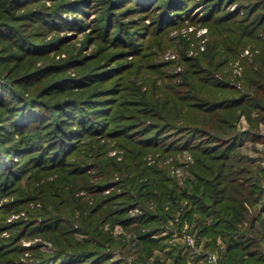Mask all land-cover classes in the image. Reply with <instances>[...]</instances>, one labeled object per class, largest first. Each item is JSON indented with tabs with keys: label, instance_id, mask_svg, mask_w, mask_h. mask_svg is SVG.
Here are the masks:
<instances>
[{
	"label": "rangeland",
	"instance_id": "1",
	"mask_svg": "<svg viewBox=\"0 0 264 264\" xmlns=\"http://www.w3.org/2000/svg\"><path fill=\"white\" fill-rule=\"evenodd\" d=\"M42 1L48 6L76 4L77 9L71 12L62 10L60 14L63 21L57 19L54 29H40L43 33L41 40L50 42V45L45 48L44 56H41L46 61L39 59L34 67L57 66L60 71L58 74H64L69 84L74 86H82V80L88 76L87 87L76 89V94L86 95L88 92L95 98L113 101V105L111 103L108 106L114 113L110 114L111 118L116 115L114 120L118 125L115 128L129 126L126 130H133L127 131V135L133 141L125 143L127 140L123 142L121 138H114L113 127L105 131L106 137L87 139L81 153L71 157V160L87 162L84 165L88 166L87 172L81 175L78 183L67 172L69 176L65 181V171L59 168L28 170L14 185V190H8L4 196H0V245H3L0 264H33L55 254L59 247L49 236H43L42 232L31 233L35 227H41L43 220H51L53 217L67 221V225L60 223L66 226L61 228L62 232L71 228L70 236L88 248L94 249L96 242L88 229L94 218H97L95 224L100 230L124 244L122 247L120 243L112 248L107 247L104 254L108 258L99 264H224V238L202 237L199 233L201 224H210L211 219L202 221L197 210L189 217L191 222L181 219L190 208L197 209L192 199L200 194L190 188L191 185H200L199 177L193 172L194 168L196 170V163H200V154L189 149L170 152L165 147L166 144L158 147L139 144L138 141L144 140L140 139L144 135L136 133L140 130L137 120L150 124L162 117L165 119V115L156 111L158 109L152 101L163 99L172 88L182 92L184 98H193L190 102L198 103V93L191 94L194 91H189V86L185 83L186 73H193L196 89H203L205 96L211 100L230 98L238 91L250 93L251 89L246 86L245 81L250 75V67H255L256 57L264 46V20L258 23L255 15L256 11H262L264 7L258 4L255 8L252 7L254 11L250 14L251 20L247 21L245 16L251 11L248 5L252 0H224L222 15L219 13L212 19L211 8L217 0H175L170 9L173 18L159 17L161 4L157 2L152 5L153 0L118 1L112 8L106 7L107 0H66L67 3L64 0ZM109 13L111 23L108 33H104L106 25H101L100 28V21ZM228 15L236 17L227 21L223 19ZM242 28L244 34L248 35V38L244 36L246 45L240 48L226 44L232 42L229 39L233 37L230 30L239 32ZM129 40L133 43L129 44ZM227 47L228 50L233 48V54L226 52ZM38 84L41 85L37 82L32 86ZM239 113L238 111L234 122V131L239 134L238 148L231 154L236 159L243 156L240 165L251 169L253 180L258 178L264 189V175L260 172L264 170V111L253 110L250 114L252 121L248 115ZM251 124H254L259 135L255 141L244 135V132L251 130ZM205 137L207 136H203L202 140ZM123 138L126 139L125 136ZM209 138L206 140H210ZM197 139L196 142L199 143L200 133ZM216 144L218 141L214 138L204 142L203 146L209 148ZM100 145L102 148L105 146L103 154L100 152L102 148L97 149ZM140 147L145 150L140 158L141 166L137 167L135 164L130 170L118 171L112 177L103 174L111 170H107V166H101V160L115 158L116 162H124V159L128 162L126 155L133 157ZM197 151H200V143ZM217 152L219 153L218 149ZM12 158L19 163L21 157L13 154ZM146 168L154 171L153 175ZM152 179L157 183L165 181L168 187L172 186V193L167 195L166 192V195L177 201H166L162 213H159L162 216L165 214L166 219L158 220L162 229L154 236L164 239L158 245L168 243L172 246L153 247L152 255L143 261L138 256L141 243L133 225L100 221L101 214H91L89 210L102 199L127 191L136 203L129 211L130 216L142 212L157 214L162 203L157 198H148L146 189L134 191L142 183H148L151 187L149 191H154ZM132 180L133 183L130 184ZM62 181L67 185L65 189L72 186L78 189L72 195L66 193L63 199L54 192L46 193L49 185ZM102 185L105 187L101 188ZM37 187L45 192L35 194ZM29 197L33 199L30 200ZM261 206L263 201L257 208L250 207L251 214L260 212ZM116 207L117 205H113L111 209L115 210ZM104 208L107 210V207ZM260 218L261 223H256V226L260 230V246L264 252V212ZM178 244L186 248L180 258H176L173 253L174 246ZM169 251L172 253H167ZM95 254L98 256L103 253ZM61 262L63 261L59 260L57 264H63Z\"/></svg>",
	"mask_w": 264,
	"mask_h": 264
},
{
	"label": "trees",
	"instance_id": "2",
	"mask_svg": "<svg viewBox=\"0 0 264 264\" xmlns=\"http://www.w3.org/2000/svg\"><path fill=\"white\" fill-rule=\"evenodd\" d=\"M64 1L66 2V0ZM118 1L121 3L124 0H107L106 7H115L114 3H119ZM157 2L161 4L159 17L171 16L173 18L170 9L175 0H153L151 3L153 5ZM263 3L264 0H252L248 5L251 11L247 13L245 19L251 20L250 14L254 11L252 7L257 4L264 7ZM125 4L128 3L125 2ZM62 5L48 6L42 0H0L1 197L8 190H14V185L28 170L33 168L36 171L59 168L64 170L65 174L66 172L70 174V177H73L78 183L81 175L87 172L88 166H84L87 162L71 160V157L73 158L83 150L87 139L97 136H100L98 139L106 137L105 131H109L111 127L114 129V138H121L123 142L127 140L125 143L133 141L127 135V131L133 130H130L131 128L126 130L129 126L115 128L118 125L114 120L116 115L111 118L110 114L114 113L108 106L111 103L113 105V101L105 100L106 98L102 97L95 98L88 92L86 95L76 94L78 93L76 89L87 87L88 76L82 80V86H74L69 84L70 82L64 74H58L60 71L57 66L54 68H50L51 66L34 67L39 59L46 61L41 56H44L45 48L50 45V42L41 40L43 33L40 32V29H54L57 19L63 21L60 14L62 10L66 9L71 12L74 11L73 9H77L75 8L76 4ZM223 6L224 0H217L214 3L211 8V19L219 13L222 15ZM261 12H264V9L256 11L255 18L258 23L264 20V13L261 14ZM110 15L109 13L101 18L100 28L106 25L103 29L104 33L109 31ZM234 17L236 16L228 15L223 19L227 21ZM230 33L233 34V37L229 38L232 42L226 44L230 47L240 46V48L246 45L244 36L248 38V35L244 34V28L239 32L230 30ZM132 40L134 39L132 38ZM223 41L228 42L227 39H223ZM128 43L132 44L133 42L129 40ZM218 44L220 45L219 42ZM224 46L225 44H223ZM232 50L233 48L228 50L227 47L226 52L231 55L233 54ZM255 62V67H250V75L245 81L246 86L251 89L248 94L238 91L230 98L208 99L203 89H196V79L193 73H186L185 83L189 86V91H194L191 94L198 93V103L190 102L193 98H184L182 92L174 91L175 88H172L163 99L152 101V104L158 109L156 111L165 115V119L162 117L150 124L143 120H137L140 130L136 133L144 135L143 138H140L144 140L138 141L139 144L155 147L166 144L165 147L170 152H172L171 150L189 149L200 154V163H196V170L193 169L196 177H199L200 189L198 185H191L190 188L193 192L200 194V196H193L192 199L197 209L190 208L181 219L188 223L191 222L189 217L195 210L200 213L202 221L211 219L210 224L205 222L201 224L199 233L202 237L215 239L221 236L224 238L226 242L224 264L234 262L264 264V252L260 246V230L256 226V223H261L260 217L264 212V189L258 178L253 180L252 170L240 165L243 156L236 159L231 154L238 148L239 134L234 131L237 112L248 115L249 120L252 121L250 114L253 110L264 111V46H262L261 53L257 55ZM10 65L16 67L12 68ZM37 82L41 83V85L38 84L39 87L32 86ZM39 89H41L40 92ZM255 130L257 129L254 124H251V130L244 132L245 137L257 140L259 135ZM199 133L200 151H197L199 143L196 141ZM124 136L126 139L123 138ZM203 136L208 138L211 136L212 140L217 139L218 144L205 148L203 143L211 139L206 140L207 137H205L206 139L202 140ZM100 148L102 145L97 147V149ZM103 148L100 151L101 154L104 153L102 152ZM144 151L143 147H140L138 151L134 152L133 157L126 155L128 162L125 159L124 162H116L115 158L101 160L99 164L107 166V170H111V172L103 174L112 177L118 171L130 170L131 166L135 164L137 167L141 166L140 158ZM13 154L21 157L19 163L12 158ZM150 172L152 174L154 171ZM260 172L264 175V170H260ZM68 176L66 174L63 179L66 181ZM65 181L58 184L57 182L52 183L47 187L46 193L54 192L61 199L68 192L69 195H72L73 191L78 188L72 186L70 189H65L67 186ZM129 183H133V180ZM100 187L104 188L105 186ZM154 188V191L153 189L149 191L151 190L149 184L142 183L134 191L146 189L148 198L151 200L157 198L158 202L162 203L157 214L142 212L136 216H130L129 211L136 203L134 198L127 194V191H124V194L106 197L89 210L91 214L100 213V221L111 224L122 223L124 226L133 225L141 243L138 256L143 261L152 255L153 247L163 248L170 245L168 243L163 246L158 245L164 239L154 236L162 229L158 220L166 219L165 214L164 216L159 214L162 213L166 201L171 199L173 202L177 201L167 197L169 192L172 193L173 188L172 186L168 187L165 181L154 182ZM44 192L37 187L34 193L42 194ZM29 199L33 198L29 197ZM65 200L67 199L65 198ZM262 201L263 206H261L260 212L252 215L249 208H257ZM113 205H117L115 210L111 209ZM104 207H107V210ZM96 220L97 218L92 219L88 225L89 231L96 240L94 249L76 242L70 236L71 228L62 232L61 228L66 226H62L60 223L64 222L67 225L69 224L67 221L55 217L51 220H43L41 227H35L31 233H44L43 236H49L59 248L55 254L44 257L33 264H57L59 260L63 261L61 262L63 264H99L106 260L108 258L104 254L106 248H112L120 242L100 230L95 224ZM146 226L150 227L143 230L142 227ZM119 245L124 246L122 242ZM2 246L0 245V250H2ZM184 247L182 244L174 246L173 253L176 258L181 257L182 252L186 249ZM95 252L103 254L96 256ZM157 264L160 263L157 262Z\"/></svg>",
	"mask_w": 264,
	"mask_h": 264
},
{
	"label": "built area",
	"instance_id": "3",
	"mask_svg": "<svg viewBox=\"0 0 264 264\" xmlns=\"http://www.w3.org/2000/svg\"><path fill=\"white\" fill-rule=\"evenodd\" d=\"M188 239V238H187ZM193 240L190 238V242H192Z\"/></svg>",
	"mask_w": 264,
	"mask_h": 264
}]
</instances>
